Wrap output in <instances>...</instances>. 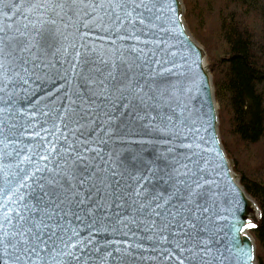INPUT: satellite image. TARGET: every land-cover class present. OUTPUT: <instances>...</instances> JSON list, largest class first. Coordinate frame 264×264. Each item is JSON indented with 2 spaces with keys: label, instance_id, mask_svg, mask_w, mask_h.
Listing matches in <instances>:
<instances>
[{
  "label": "snow or ice",
  "instance_id": "snow-or-ice-1",
  "mask_svg": "<svg viewBox=\"0 0 264 264\" xmlns=\"http://www.w3.org/2000/svg\"><path fill=\"white\" fill-rule=\"evenodd\" d=\"M176 3L0 0V264H251Z\"/></svg>",
  "mask_w": 264,
  "mask_h": 264
},
{
  "label": "trees",
  "instance_id": "trees-1",
  "mask_svg": "<svg viewBox=\"0 0 264 264\" xmlns=\"http://www.w3.org/2000/svg\"><path fill=\"white\" fill-rule=\"evenodd\" d=\"M185 3L186 17L209 53L225 148L242 174L241 183L262 210L250 232L259 264H264V0H198L199 10L197 0ZM208 7L213 9L209 37L202 25Z\"/></svg>",
  "mask_w": 264,
  "mask_h": 264
},
{
  "label": "water",
  "instance_id": "water-1",
  "mask_svg": "<svg viewBox=\"0 0 264 264\" xmlns=\"http://www.w3.org/2000/svg\"><path fill=\"white\" fill-rule=\"evenodd\" d=\"M177 16L182 21L185 43L189 44L195 58L199 60L200 67H194V72L198 73L197 80L201 87L199 89L198 98L203 107L202 112L206 115L202 116L204 128L202 134L207 138V143L202 145L208 150L209 159L213 160L214 167L217 168L215 173L217 177L216 191L218 193V206L221 215L224 217L220 221V227L224 229V235L228 237L226 243L237 255V259H247L241 257V252H251V264H257L256 242L250 230L255 228L261 219L262 210L258 201L246 190L241 183V173L234 169V161L231 154L226 151L224 142L220 135V107L216 99L215 85L210 65L207 61V50L204 45L199 42L190 32L185 21V4L183 0H178L174 5ZM195 95V94H194ZM195 103V101H194ZM200 107V105H197ZM218 153L213 155L211 153ZM243 225V228L240 225ZM235 226V231L229 229Z\"/></svg>",
  "mask_w": 264,
  "mask_h": 264
},
{
  "label": "rangeland",
  "instance_id": "rangeland-1",
  "mask_svg": "<svg viewBox=\"0 0 264 264\" xmlns=\"http://www.w3.org/2000/svg\"><path fill=\"white\" fill-rule=\"evenodd\" d=\"M183 2H184V4H185V14H184V18H185V21H186V23H187V25H188V28H189V30H190V32L193 34V36L199 41V42H201V40H199L198 38H197V36L195 35V32H194V30H193V28L191 27V25H190V23H189V21H188V19H187V17H186V10H187V7H186V3H185V0H183ZM190 2L191 3H194V0H190ZM195 6H196V8H197V10H199L200 8H201V6H200V4H198V0H197V3L195 4ZM208 9H209V16H203V28L206 30V34H207V36L209 37V35H210V29H211V22L213 21V13H212V11H213V9H211V8H209L208 7ZM215 39L217 40V36L215 37ZM207 41H208V43L209 44H213V42H214V38H212V37H210V38H208L207 39ZM202 43V42H201ZM203 44V43H202ZM204 45V44H203ZM204 47L206 48V50H207V47L204 45ZM221 52H223V48L221 47ZM207 61H208V63H209V65H210V60H209V53H208V50H207ZM210 67V70H211V73H212V75H213V82H214V85H215V93H216V84H215V77H214V74H213V71H212V69H211V65L209 66ZM216 99H217V101H218V103H219V107H220V125H219V129H220V135H221V138H222V140H223V142H224V139H223V137H222V134H221V105H220V101L218 100V98H217V94H216ZM224 146H225V144H224ZM227 151V150H226ZM228 152V151H227ZM229 153V152H228ZM230 154V153H229ZM232 156V155H231ZM232 159H233V161H234V169H235V171L236 172H238V173H241V172H239V171H237V169L235 168V164H236V162H235V159L233 158V156H232ZM242 175V174H241ZM252 234V233H251ZM256 242V241H255ZM256 257H257V264H259L260 262H259V257H258V255H257V244H256Z\"/></svg>",
  "mask_w": 264,
  "mask_h": 264
}]
</instances>
